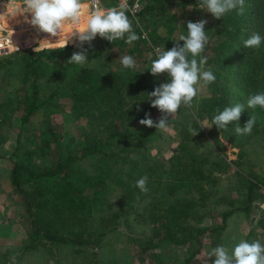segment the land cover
<instances>
[{"label": "rangeland", "instance_id": "obj_1", "mask_svg": "<svg viewBox=\"0 0 264 264\" xmlns=\"http://www.w3.org/2000/svg\"><path fill=\"white\" fill-rule=\"evenodd\" d=\"M3 1L4 4L1 6L16 10L20 17L24 14L30 21L31 14L27 13L24 0ZM100 5L104 9L114 7L112 0H100ZM167 8L170 15L176 14L177 17L168 24V27H158L157 31L161 35L172 34L173 37L182 35L183 32H187L188 21L196 22L201 19L207 20V23L211 21V14L206 13L207 10L201 5V0L188 1L185 5L176 3ZM243 17L244 14L241 19ZM14 19L17 18L7 16L3 19L0 23L2 28L0 32L4 29L14 35L15 32L10 27L12 28V25L16 27L20 21L17 19L15 22ZM83 19L84 17L81 21ZM131 22L136 34L144 32L146 35V38H143L147 41L144 45L145 49L147 47L144 59L134 58L144 74L145 81L158 86L167 82V74L153 76L150 72L151 62L156 58V49H161L160 44H153L148 40V32L137 15ZM76 27L77 25H72L69 28L70 32L76 31ZM205 31L207 33L209 28L207 27ZM70 38L71 34L64 39L62 45L45 43L41 44L39 49L65 48L64 45ZM240 40V35L231 40V44L225 48L227 56L235 57L234 48ZM78 43V39L73 37L67 44L70 57L78 48L76 46ZM91 45L94 49L104 46V42L96 37ZM37 47L38 44L24 46L0 55V58L9 57L12 62L4 66L0 62V264H183L188 256L190 264H209L210 259L215 257H210L208 253L216 246H226L231 252L241 239L249 242L259 240L264 244V187L254 192L249 203L247 201V180L253 174L264 175V116L259 106L255 109L247 108V99L250 95L259 93L258 85H264V77L259 73L253 75L250 84L254 77H258L256 81H259V84H255L254 87L256 90H253L251 85L245 90L244 86L241 88L238 86L233 69L226 67V64H222L225 69L221 70V75L214 83L201 87L191 107L181 105L179 110L169 117L166 129L141 125L139 121L142 118L136 119L133 113L126 117L124 130L133 133L134 138L124 152L128 159L123 163V167L132 171L134 180L141 174L147 175V193H142L139 188L127 191L120 185L109 186L106 190L99 188L96 196L99 198L98 206L88 219L72 220L65 216L51 218L50 230L66 238V242H51L42 236L33 239L32 218L27 212L23 194L10 185V169L15 161L11 153L16 144V133H20V145L36 150L33 157L36 166L52 163L60 156L73 154L75 165L80 170L96 175L98 153L91 155L82 153L84 147L87 150L92 147L93 136L101 131V128L90 126L89 120L85 118H71V113L66 109L59 111L44 109L43 112L35 114L29 123L20 125L18 109L21 98H18V93L20 90L23 92L24 88L21 80L23 73L22 69L20 70L21 54L35 52L34 49ZM93 51L90 50V54ZM123 56L124 53L119 54V58ZM119 58L116 55L115 59L120 61ZM87 59L88 64L95 62L92 55ZM221 63H216L215 60L208 61L205 70H211L215 65L222 66ZM74 66L77 65L70 64L63 72L65 77L74 71ZM45 87L43 84L42 88ZM225 97L227 106L239 102L245 105L246 111L242 113L238 122H230L221 130L212 125L209 115L223 106L218 103L212 107L211 104L217 102L218 98ZM200 111L205 117L196 120L197 126H194L192 120ZM149 113L154 122L158 121L160 111L157 108L151 109ZM251 115L256 116L251 134L236 135L234 132L236 123L243 126ZM185 126L191 131V135L193 130L197 131L189 145V151L207 159L206 164L199 165L201 173L198 174V182L201 186L177 190L174 194L166 196L163 191L166 179L173 180L176 165L182 166H179L178 157L173 160L171 158L178 151L181 141L180 130ZM124 155H121V158ZM182 157L183 162L190 163L189 155L183 154ZM118 163L117 161V165L115 164L116 169L121 167ZM22 188L30 191L29 185L25 182L22 183ZM190 197L196 199L197 205L188 223H185L190 225L189 231L180 236L178 243L163 239L160 227L149 216L151 206ZM29 199L32 211L38 213L34 208L35 198L29 196ZM246 206L248 214L245 213ZM224 211L231 212L223 222L221 216ZM221 225L223 227L218 231H207L202 235L201 244L196 242L194 237L196 226L213 228ZM78 240L80 242H77ZM28 243H32V249L21 255L22 248Z\"/></svg>", "mask_w": 264, "mask_h": 264}, {"label": "trees", "instance_id": "obj_2", "mask_svg": "<svg viewBox=\"0 0 264 264\" xmlns=\"http://www.w3.org/2000/svg\"><path fill=\"white\" fill-rule=\"evenodd\" d=\"M140 1L141 8L136 15L144 23L149 36L148 40L153 44L158 45L159 43L161 50H170L177 42L182 46L183 42L179 41L180 36L161 35L157 31L158 27H168V24L177 17L176 14H169L167 6L171 7L176 3L185 5L188 1L198 2L200 0ZM206 13L208 14L207 11ZM126 14L132 21L133 16L128 11ZM241 16L237 15V10L227 13L219 20L211 15L210 23L205 25V29L209 28L207 32L209 43L202 56L208 58L207 62L215 60L216 63L222 62L221 65L226 64V67L232 68L240 88L244 86L246 90L251 85L252 89L256 90L254 87H256L255 84H259V81H256L258 77H254L252 84L250 80L258 73L264 77V42L259 48H246L244 40L250 38L253 33L264 36V0H245L243 19ZM182 34L187 35V32ZM137 35H140V39L131 45L120 39L111 43L97 35V38L104 42V46L93 49L92 45L89 46L87 42L83 44L88 57L92 55L95 62L86 63L83 67L76 64L74 71L67 77L63 72L70 66L68 47L55 50L42 48L36 52L21 54L20 70L22 69L23 73L21 80L24 88L23 92L20 90L18 93V98H21L18 109L20 125L29 123L35 114L43 112L44 109H53V111L66 109L71 113V118H85L89 120L90 126L101 128V131L93 136L92 147L88 150L84 147L82 153L84 155L98 153L99 163L96 165V175L80 170L75 165L73 154L66 157L60 156L52 163L36 166L33 163L36 150L33 147L26 148L23 144L20 145V133H16V144L11 153L15 161L10 169V185L14 190L23 194L27 212L32 218L31 236L33 239L42 236L51 242H66V238L50 230L51 218L65 216L72 220H86L91 217L92 212L98 206L99 198L96 196L99 188L106 190L109 186L120 185L127 191H132L137 189L135 182L145 176L141 174L134 180L132 171L123 167V163L128 159V155H124V152L134 138L133 133L125 132L124 122L130 113L135 114L136 119L145 118V113H149L154 108L151 106L148 94L158 85L146 82L137 64L134 69H126L118 59H115L116 55L119 58L120 53H124V56L131 55L133 58L144 59L147 49L144 45L147 41L141 37V32ZM237 35L241 36V40L235 45V57L233 58L226 55L225 48ZM79 50L77 48L75 52ZM90 50H94L92 54ZM0 62L3 63L2 66L12 64L9 57H1ZM223 65L212 67L211 71L216 78L221 75V70L225 69ZM43 84L46 85L45 88H42ZM258 86L259 92H264V85ZM226 98H218L217 102L211 104L212 107L218 103L223 104L220 108L222 111L228 105ZM260 109L264 116V109ZM201 112H197L195 119L192 120L194 126H197L196 120H202L205 117ZM216 114L217 111H212L209 120L212 121ZM161 115L160 112L159 117ZM191 134L186 126L180 130L181 141L178 151L171 159L178 157L179 166H182L178 167L175 164L177 170L173 180L166 179L163 186L166 196L174 194L177 190L201 186L198 182V174L201 173L199 165L206 164L207 159L189 151V145L194 138ZM183 154L189 155V164L182 161ZM121 155H124L125 159L121 158ZM117 161L121 166L119 169H116ZM213 164L216 163L213 162ZM23 182L29 185L30 191L22 188ZM262 187H264V175H251L247 180L248 203L252 200L254 192ZM29 196L35 198L34 208L38 213L32 211ZM196 205L194 197L156 203L151 206L149 216L160 227L163 239L178 243L180 236L189 231L190 225L185 223H188ZM230 212L222 213L223 222ZM245 213H249L248 206L245 207ZM222 227L223 225L213 228L196 226L194 228L196 242L201 244L202 235L207 231H218ZM32 246V243L24 245L21 255L32 249ZM213 261L214 259H210L209 264H213ZM183 264H190L189 256L184 259Z\"/></svg>", "mask_w": 264, "mask_h": 264}, {"label": "clouds", "instance_id": "obj_3", "mask_svg": "<svg viewBox=\"0 0 264 264\" xmlns=\"http://www.w3.org/2000/svg\"><path fill=\"white\" fill-rule=\"evenodd\" d=\"M24 5L27 13L31 14L28 22L39 32L47 33L50 37H59L56 41L61 39L66 24L80 25L82 17L87 16L84 26L73 31L71 38L64 45L66 47L73 37L79 41L76 46L80 50L74 52L68 59L70 64L83 67L88 62V52L83 48V44L87 42L91 46L97 35L111 43L120 39L129 45L140 39L133 31L132 22L126 14V0H121L117 7L108 9L101 7L100 0H87V2L86 0H24ZM201 5L217 20L233 10H237V15H243L245 11V0H201ZM206 24L207 20L204 19L196 22L188 21L187 35L182 34L179 37V41L183 42L182 46L177 42L170 50L156 49V58L151 62L150 72L153 76L167 74L168 81L156 86L148 95L151 106L157 108L162 115L154 122L150 113H145V118L139 121L141 125L166 129L169 117L175 114L181 105L191 107L201 87L215 82L213 71L205 70L207 57L201 56L209 43L205 31ZM41 41L53 42L51 39ZM41 41L39 47L34 49L35 52L39 50ZM262 42L264 36L253 33L250 38L244 40V46L259 48ZM119 59L126 69L136 67V61L131 55ZM258 106L264 109V92L250 95L247 99V108L255 109ZM216 111L212 125L222 130L230 122H238L246 110L244 104L237 102L222 111L220 109ZM255 123L256 116L251 115L243 126L236 123L234 132L236 135H249ZM196 134L197 131L193 130V136ZM147 182L148 177L145 175L135 182V187L142 193H147ZM208 255L215 257L213 264H264V244L259 240L249 242L241 239L231 252L228 247L219 245L212 248Z\"/></svg>", "mask_w": 264, "mask_h": 264}, {"label": "built area", "instance_id": "obj_4", "mask_svg": "<svg viewBox=\"0 0 264 264\" xmlns=\"http://www.w3.org/2000/svg\"><path fill=\"white\" fill-rule=\"evenodd\" d=\"M112 1L114 3V7H117L121 3V0H112ZM1 4H4L3 0L2 1L0 0V23L3 22L2 20L7 18V16L8 18H11L17 13L16 10L10 9L4 5L1 6ZM126 4H127L126 11H128L133 17H135L136 13L141 8L140 0H126ZM25 17L26 16L22 14L20 21L17 23V25H15L16 27H14V25H12V28L10 27V29H13V31L15 32L14 35H12L11 33L7 32V30L4 29L2 30V32H0V55L5 54L11 50L21 49L24 46H30L34 44L39 45V41L43 39L42 37L49 36V34L47 33L39 32L36 27H34L28 22L29 18L27 17L26 19ZM30 19H31V15H30ZM70 34L72 33L69 30L66 37H68ZM32 36L33 37L36 36V39L31 40ZM141 37L146 38L144 32L141 33ZM47 39H51L53 41L54 39H57V37H48ZM45 43L52 44L55 42L54 41L53 42L46 41L44 43L40 42V45ZM41 48H46V47H41Z\"/></svg>", "mask_w": 264, "mask_h": 264}, {"label": "bare ground", "instance_id": "obj_5", "mask_svg": "<svg viewBox=\"0 0 264 264\" xmlns=\"http://www.w3.org/2000/svg\"><path fill=\"white\" fill-rule=\"evenodd\" d=\"M14 16H15L17 19H20V18H21L20 15H19V13H16ZM17 19H14L15 22H17ZM86 19H87V16L84 17V19H83V21H81V24H80V25H77V27H76L75 30H79L80 28H82V27L84 26V22L86 21ZM6 22H7V24H8L9 20H7ZM71 26H72V25H71L70 23H69V24H66V25H65V30H64V32L62 33L61 39L55 42V40L59 39V38L57 37V39H54V40H53L55 43H53L52 45H59V44L62 45V44L64 43V39H65L66 35L68 34V32H69V30H70L69 28H70ZM48 37H50V36L42 37L43 39H41V40L47 39ZM33 38H34V39H31V40H35V39H36V36H34ZM41 42L44 43V42H46V41H41Z\"/></svg>", "mask_w": 264, "mask_h": 264}]
</instances>
